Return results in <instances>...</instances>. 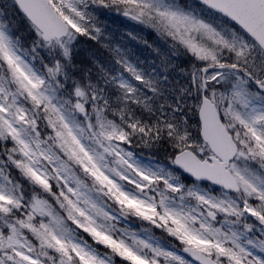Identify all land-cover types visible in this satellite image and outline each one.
I'll list each match as a JSON object with an SVG mask.
<instances>
[{"label":"snow or ice","instance_id":"snow-or-ice-1","mask_svg":"<svg viewBox=\"0 0 264 264\" xmlns=\"http://www.w3.org/2000/svg\"><path fill=\"white\" fill-rule=\"evenodd\" d=\"M92 2L152 25L198 58L202 66L192 70L203 90L195 105L198 131L192 135L189 126L168 120H127L123 110L117 123L105 115L107 101L79 83L69 99L56 98L62 61L34 70L12 47L7 25L23 17L36 33L34 47L58 46L65 58L77 34L96 39L93 30L100 28L88 22L84 0H0V264H110L108 254L75 242L70 224L128 264H193L185 254L195 264H264V0H203L227 18L219 25L151 0ZM120 87L125 99L134 98L131 86ZM163 135L173 146L171 162L221 185L220 194L185 191L141 167L125 148L137 137L150 147ZM9 169L35 189L26 191ZM87 180L124 213L163 229L178 247L151 243L126 228L117 233ZM170 194L191 197L195 206L174 202Z\"/></svg>","mask_w":264,"mask_h":264},{"label":"trees","instance_id":"trees-1","mask_svg":"<svg viewBox=\"0 0 264 264\" xmlns=\"http://www.w3.org/2000/svg\"><path fill=\"white\" fill-rule=\"evenodd\" d=\"M88 3L85 9L88 10V7H91L97 12V26L100 29L104 28V31L101 36L100 32L95 33L93 30L97 36L96 39L84 34H77L73 39L70 56L66 59L72 64L75 81L86 88L94 89L102 100L107 101L105 115L117 123L121 122V110H123L127 120H138L149 125L168 120L180 126L196 128L198 117L195 105L201 94L198 85L193 83L192 67L200 65L197 58L185 48L176 46L177 56L168 61L163 60L150 42L153 39L152 32L132 30L128 33V27L126 30L120 27L117 16L106 8L95 5L92 0ZM175 3L202 18L209 16L206 19L217 24L225 19L192 0H178ZM7 28L11 43L27 59L35 61V55L38 54L36 46L34 47L36 33L28 21L20 17L15 25L9 22ZM117 46L122 49L121 52L117 50ZM42 56L43 53H40L43 60ZM109 61L114 63L113 67L109 65ZM126 64L142 67L149 73V77H152V89L145 87V90L149 91L146 98L125 99L126 93L120 87L122 78L117 73L122 75L124 73V78L133 89L134 86H144L142 82L135 79L132 72L128 71ZM0 145H3L1 141ZM126 146L137 156L150 159L157 166L174 170L185 185L197 183L201 189L212 194L222 191L216 186L192 180L176 169L168 158L173 146L166 135L152 142L150 147L142 145L138 137L132 144H126ZM154 234L166 238L163 229L155 230ZM77 235L96 248L105 250L107 248L105 245L94 242L85 232L83 235L77 232ZM169 237L168 239H174V245L178 247L179 242ZM115 260L119 264H128V261L119 255L115 256Z\"/></svg>","mask_w":264,"mask_h":264},{"label":"rangeland","instance_id":"rangeland-1","mask_svg":"<svg viewBox=\"0 0 264 264\" xmlns=\"http://www.w3.org/2000/svg\"><path fill=\"white\" fill-rule=\"evenodd\" d=\"M171 1L177 2L178 0L177 1L176 0H151V2L154 5H157L161 8H169L171 10L183 11L185 13L192 14V15L196 16L197 18L204 19L205 21H208V22H212L211 20L206 19V18H209V16H207L206 18H202L201 16L196 15V14L192 13L191 11H188L183 6L178 5L177 3L171 2ZM88 2H89V0H84V4L81 6L86 8L87 4H89ZM106 9L109 12H111L113 15L117 16V19L121 24L120 27H122V29L126 30V28L128 27V29H127L128 33H129V31H132V30H136L137 32L143 31L144 33L146 31L152 32L153 39L150 42H152L153 46L155 47L157 52L161 55L163 60L168 61L172 57L177 56L178 52H177L176 46H181L187 50V48L185 46H183L179 41L172 39L171 37H169L167 34H165L162 31H158L152 25L145 24V23H143L141 21H137V20H135L129 16H125L123 13L116 11L114 8H106ZM85 11L87 13H89L91 16V20H89L88 22L94 23L97 26L98 25V23H97L98 20L96 18L97 12H95V10H92L91 7L90 8L88 7V10L85 9ZM213 23H216V22H213ZM6 31H7L8 37L10 39V34H9L8 28L6 29ZM103 31H104V28L100 29L101 36H102ZM120 35H121V32H120ZM72 41L70 42V45H69L70 50H71ZM12 47L14 48L15 51H17L18 54L22 55V57L26 60L27 63H29L30 66H32L34 68V70H37L38 72L43 71L45 69V66H51L52 64L55 63V61L57 59H60L62 61V64H63V68H62V72L57 77V79L60 81V85L57 86V85L53 84V88L55 89V96H56V98H64V99L70 98V93H71L72 89L75 87L77 82L75 81L74 75L72 72L73 71L72 64L69 63V61L65 57H63L62 51L59 49L58 46L46 45V44L36 45L38 54L35 55V58H36L35 61H32L31 59H27V57H25L13 44H12ZM117 50L119 52L122 51V49L118 46H117ZM40 53H43V56H42L43 60L40 57ZM189 53L192 54L191 52H189ZM256 54L259 55V52H257ZM197 60H198V58H197ZM198 63L200 64L198 67H201L202 64L199 60H198ZM109 65L111 67H113L114 63L109 61ZM130 67L135 69L136 73H138L144 77V80H139L140 82H142V84L144 86H134V93H133L134 98H146L149 95V91H146L145 87L152 89V86L149 87L147 85L146 81H150L152 84V82H153L152 77H149V73L146 72V70L142 67L135 66V65H131ZM193 67H196V66H193ZM193 67H192V70H193ZM117 75L120 78H122L121 79L122 83L129 85L128 80L124 78V73H123V75L121 73L120 74L117 73ZM202 92H203V90H201L199 88V93L201 94ZM200 97H201V95H200ZM68 115L70 118H75L77 120L82 118V114H80V113H68ZM1 142L4 144L3 141H1ZM125 148L127 151H132L126 145H125ZM134 158L141 167L146 168V169H151L153 171H157L160 174H163L165 176L170 177L172 180L178 181L181 185H183L185 191L189 190V188H191L192 190H195V191H206L205 189L204 190L201 189L200 185L197 183H195L193 185H189V186L185 185L180 180V178L178 177V174L176 172H174V170H172V169L166 168L165 166H157V164H155L154 161L147 159V158H143L140 155L137 156L135 153H134ZM9 171H10V173H13L15 175L16 180L24 187V189L26 191L30 192L31 190L35 189L36 186L33 185L30 181H28L27 178L23 177L19 173L18 170L9 169ZM197 182H199V181H197ZM124 187L126 188V190H129V191L134 190V186L128 185L127 182H124ZM156 191H159V189H156ZM220 193L221 192L218 191V192L213 193V194L216 195V194H220ZM152 194H153V192L150 190L149 195H152ZM92 195L95 197V194H92ZM170 196H171L172 201L178 202L179 204H181L185 207H194L195 206V201L191 197H185L183 200H181L180 196L177 194H170ZM112 223L115 224V230L117 233L119 232V230L121 228H126L130 231L135 232L142 239L149 240V242H151V243L158 244L162 247L169 248V249L176 247V245H174V239H168V238H170L169 237L170 235L167 232H165L166 238H162L160 236L155 235L154 234L155 230L162 231V229L157 227L156 225H152L150 222L144 220L141 217L135 216L132 213L126 214L124 217H117L116 221H115V219L112 220ZM73 228H75V226H73ZM153 228H155V229H153ZM77 232L82 234V235L84 234V232H83V230H80V229H76V231L73 232V237L79 241L80 237L77 235ZM88 235L90 236V234H88ZM94 242H96V241H94ZM98 244H100V243H98ZM88 245H89V247H91L92 249H94L96 251V254L98 256L105 257V255L108 254L107 258L109 259L110 264H119L115 260V256H118V255L112 254L110 249L106 248V250H105L104 248H96L92 244H88ZM257 254H259V253H257ZM185 256L187 259L192 260L187 255H185ZM193 264H195L194 261H193Z\"/></svg>","mask_w":264,"mask_h":264},{"label":"clouds","instance_id":"clouds-1","mask_svg":"<svg viewBox=\"0 0 264 264\" xmlns=\"http://www.w3.org/2000/svg\"><path fill=\"white\" fill-rule=\"evenodd\" d=\"M189 131H190V133L192 134V135H195L196 133H197V131H198V129L197 128H191V127H189ZM111 163V160H109V164ZM87 183L89 184V186L90 187H93L92 186V181L91 180H87ZM99 187L100 186H95V187H93V190H92V193H91V195L92 194H95V199L102 205V206H104L105 208H107L110 212H111V215L114 217V219H115V221H116V219H117V217H124L126 214H129V213H131V212H128V213H124L123 211H122V209H121V206L119 205V204H117L113 199H111L109 196H107L106 194H105V191H99L98 189H99ZM115 214V215H114ZM133 214V213H132ZM111 224H112V226L115 228V224H113L112 223V221L110 222ZM73 226L74 225H69V227H72L73 228ZM73 232H75L76 231V228H73ZM74 238V237H73ZM75 239V242H77V243H80V242H82V241H84L83 240V238H80V240L78 241L76 238H74ZM94 241H96V240H94ZM87 243H89L88 241H86ZM96 242H98V243H100L99 241H96Z\"/></svg>","mask_w":264,"mask_h":264},{"label":"water","instance_id":"water-1","mask_svg":"<svg viewBox=\"0 0 264 264\" xmlns=\"http://www.w3.org/2000/svg\"><path fill=\"white\" fill-rule=\"evenodd\" d=\"M195 1L203 5V0H195ZM213 11H214V10H213ZM214 12H216V11H214ZM217 13H218V12H217ZM218 14H220V15L223 16L222 13H218ZM233 23L235 24L234 21H233ZM237 26H238V25H237ZM238 27H239V26H238ZM197 115H198V113H197ZM198 120H199V115H198ZM174 166L178 169V166H176V165H174ZM178 170H180L184 175L188 176L189 178H192V179H195V180H199V181H204V182H207V183H210V184H213V185H215V186H218V187L222 188L221 185H218V184H216V183H214V182H212V181H209V180H207V178H203V177H202V178H196V177L192 176L191 173H189V172L183 170L182 168H179ZM186 255H187V254H186ZM189 257H190V256H189ZM190 258H191V257H190ZM191 259L194 260V258H191Z\"/></svg>","mask_w":264,"mask_h":264}]
</instances>
